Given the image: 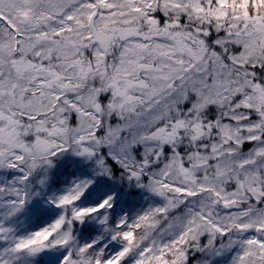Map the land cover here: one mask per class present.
I'll return each instance as SVG.
<instances>
[{
	"label": "snow or ice",
	"instance_id": "1",
	"mask_svg": "<svg viewBox=\"0 0 264 264\" xmlns=\"http://www.w3.org/2000/svg\"><path fill=\"white\" fill-rule=\"evenodd\" d=\"M0 264H264V0H0Z\"/></svg>",
	"mask_w": 264,
	"mask_h": 264
}]
</instances>
